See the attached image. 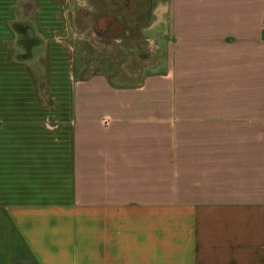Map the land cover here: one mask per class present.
I'll list each match as a JSON object with an SVG mask.
<instances>
[{"label": "crops", "instance_id": "1", "mask_svg": "<svg viewBox=\"0 0 264 264\" xmlns=\"http://www.w3.org/2000/svg\"><path fill=\"white\" fill-rule=\"evenodd\" d=\"M69 3L0 0V264H264V0H165L127 84Z\"/></svg>", "mask_w": 264, "mask_h": 264}, {"label": "rangeland", "instance_id": "2", "mask_svg": "<svg viewBox=\"0 0 264 264\" xmlns=\"http://www.w3.org/2000/svg\"><path fill=\"white\" fill-rule=\"evenodd\" d=\"M130 1L139 7L135 8L138 12H132L131 8L125 13L129 15L128 20L140 15L147 22L140 30V36L134 31H121V24L110 18L113 15L99 12L96 0H71L68 6L70 28L75 29L72 31V28L68 38L73 53L74 76L97 70L105 73L115 83L127 84L137 82L147 71L160 70L163 52L155 48L152 41L146 40L148 37L143 30L152 24L154 9L156 8L157 13L161 8L159 4L165 0ZM123 14H117L118 18ZM159 26L162 29V25ZM91 32L95 34L91 35ZM16 86L17 94L23 97L22 100L29 98L31 90L28 84L16 83ZM29 103L27 100V104L23 102L18 105H32Z\"/></svg>", "mask_w": 264, "mask_h": 264}, {"label": "trees", "instance_id": "3", "mask_svg": "<svg viewBox=\"0 0 264 264\" xmlns=\"http://www.w3.org/2000/svg\"><path fill=\"white\" fill-rule=\"evenodd\" d=\"M92 2V0H91ZM96 4L100 7L99 12H105L107 14H111L113 15L112 17L114 18V20L121 24V31H130V32H135L136 35L140 36V34H138V31L141 30L143 27H145L147 25V22L145 21V18H140V15L133 18L132 20H128V18H125L127 13V11H130V9L132 8V12H138L137 10H135L136 7H139L138 4L133 3L131 4L130 0H96ZM121 13L123 14V17L118 18L117 14L120 15ZM109 29V27H108ZM98 72L97 70H94L88 74H79V75H75V77L77 78H85L88 75H90L91 73H95ZM74 73H75V69H74Z\"/></svg>", "mask_w": 264, "mask_h": 264}]
</instances>
